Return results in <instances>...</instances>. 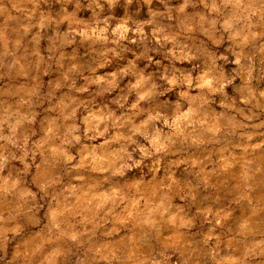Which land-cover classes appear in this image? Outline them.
I'll use <instances>...</instances> for the list:
<instances>
[{
	"label": "clouds",
	"instance_id": "clouds-1",
	"mask_svg": "<svg viewBox=\"0 0 264 264\" xmlns=\"http://www.w3.org/2000/svg\"><path fill=\"white\" fill-rule=\"evenodd\" d=\"M0 264H264V0H0Z\"/></svg>",
	"mask_w": 264,
	"mask_h": 264
}]
</instances>
